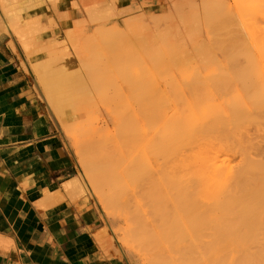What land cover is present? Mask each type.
<instances>
[{
  "label": "rangeland",
  "instance_id": "obj_1",
  "mask_svg": "<svg viewBox=\"0 0 264 264\" xmlns=\"http://www.w3.org/2000/svg\"><path fill=\"white\" fill-rule=\"evenodd\" d=\"M19 1L23 0H0L1 16L25 46L26 39L18 33V31L24 32L19 22L30 15L31 10H28V4H21ZM106 1L81 0L80 6L74 3V6H79L83 10L82 18L75 22L72 29L64 33L62 43L43 46L48 52V59L42 63L43 71L49 70L48 74L52 73V77L54 73L57 74L56 72L60 74L63 72L64 74H57V76L54 74V78L59 77L56 81L58 80L67 90L66 93H71L67 95L73 98L70 96L68 101L61 102L60 110H58L49 99L40 79L38 83L44 87L46 93L44 95L47 97L51 111L58 117L57 119L60 118V123L62 122L61 128L78 164L80 194L87 195L100 213L102 227L97 237L107 255L117 257L124 264H145L146 261L154 264L158 262L156 258L160 252L166 249L173 258H177L175 264H185L187 259L183 257V252L178 251L185 243L181 236H176V242H173L171 238L163 240L162 245L156 242L139 243L136 240V233L141 227L140 220L146 217L142 208L148 213L149 203L158 201L173 214L169 198L176 196L174 181L169 178L173 171L171 172V164L168 166L169 163H167L170 161L167 159L168 145L165 144L162 147L155 145L157 151L154 146V151L149 150L153 153H142L140 148V137L143 133L142 121H145L147 141L149 139L148 142L153 145L157 137L152 131L167 124L166 115L169 116L172 111L170 110L172 108L170 104L173 103L172 96L177 97L179 91L186 94L190 89L199 87L201 89V86L213 90V84L224 82L223 73H229L227 75L233 73L237 76L239 65V68L243 66L246 68L247 59L242 54V49L235 43V38L240 37L245 44L247 43L248 45H244L245 49L251 52L249 48L251 47V40L249 42L251 22L264 26V0H252L253 3L259 4L256 9L257 15L251 14V0H163L157 10L147 11L145 6H137L136 9L126 13L119 12L113 2ZM261 2L263 3L260 4ZM99 8L105 11L102 10V12ZM9 10L17 13L18 18L12 20ZM28 32L34 34V29H28ZM104 41L108 43H103ZM93 42L98 43L97 46H92ZM88 45L91 48L87 47ZM231 56L234 58L231 59ZM33 68L36 71L34 66ZM217 71L218 74L220 73L219 76ZM221 72L222 76H220ZM77 74L79 77H76ZM208 74L216 83L211 85L214 80L206 78ZM210 74L217 75L218 77H215L219 78V81L222 78L223 80L217 82L214 75ZM77 78H79L78 84H75ZM230 80L231 78L227 81L231 87L229 88L232 89L238 81L235 80L233 85ZM225 84L228 86L227 82ZM225 84L222 85L226 87ZM213 91H216V85ZM181 103L180 101L174 104ZM143 109L150 115L144 113L148 120L144 119V114L141 115ZM150 117L154 118L150 119ZM164 119L167 121L164 122ZM152 123L154 127L158 125V128H154ZM248 127H250L248 134L253 133L254 136L249 137H252L254 141L257 140L255 144L251 140L254 146L256 145L253 149L262 146L263 149L257 148L260 153L254 150L255 153L261 154L264 150V144L262 145L264 134L261 135L262 131H256L255 126L253 130L255 133L251 132L252 126L248 125ZM259 130H262L261 126ZM259 135L263 137L262 141L259 140L261 138ZM153 138H156L155 141ZM259 141L262 142H260L261 145L257 143ZM151 145H149L150 148ZM138 152L146 161L141 162L147 163L145 171L136 166ZM156 152L159 154L157 155ZM145 157L149 159L146 160ZM159 158L160 160H156ZM129 160L130 164L127 165ZM161 161H163L162 165ZM164 167L166 168L163 169ZM124 171L128 174L125 175ZM256 252L258 256L255 255ZM262 253L264 250H261V253L260 250L252 251L251 256H256V259L252 257L250 264L262 262L264 264ZM259 254L263 256H260L262 259L259 258ZM231 262L229 264H237L236 261ZM240 262L238 264L244 263Z\"/></svg>",
  "mask_w": 264,
  "mask_h": 264
},
{
  "label": "bare ground",
  "instance_id": "obj_2",
  "mask_svg": "<svg viewBox=\"0 0 264 264\" xmlns=\"http://www.w3.org/2000/svg\"><path fill=\"white\" fill-rule=\"evenodd\" d=\"M262 3L263 2L260 4ZM258 5L251 0L252 15H257L256 9L259 7ZM99 9H101V11L103 10L102 8ZM11 11L13 10L8 11L11 19H17V13ZM96 28H98V26H96ZM250 32L251 38H249V42L251 40V47L249 48L251 49V52H249V49V51L245 49L244 45L247 43L245 44L240 37L237 39L234 37L236 40L235 43L242 49L243 53H241L247 59L248 66L246 68L245 66L239 68V64H241L239 63L237 76H235V74L233 75V73H231L232 75H227L229 73H223L224 82L226 80L228 85L229 82L227 80L231 78L230 83L232 82L233 85L235 80L238 81L236 84L237 87L234 85V88L230 89V84L226 86V82H221V84L219 83L221 86L218 83L215 84L216 91L214 92L215 85L213 83L215 80L213 79V81L212 77H209L208 74V77L206 78H210L213 81H208L211 82V85L213 84V90H209L208 85V87L204 85L208 88L205 89L201 84V89H199L200 87L198 89H190L186 94L180 93L182 91H179L177 97L179 99L181 98L180 101L182 103L179 105L174 104H178L180 101L179 99L177 100V97L172 96V99L174 101L177 100L178 102L171 100L173 102L170 104V106L172 105V108L169 107V109L171 108L170 110H172L171 112L169 111L171 114L169 113V116L166 115L167 113L163 114L166 115V118L168 117V121L164 119V122L167 121L166 125L165 123L163 124L165 125L163 126L164 128L162 125V129L161 127L158 128V125H156L155 127L158 129H154L155 127L152 123V126L154 127V131H152L154 132L153 135H156L157 137V139L155 138L156 141L153 138L155 141H153V145L148 142L149 139L147 141V136H145L147 133L145 121H142L143 126L140 125L143 130V133H141L142 136L140 137V148L142 153H149L151 150L154 151L153 149L155 145L162 147L165 146V144L168 145V148H165L169 150L170 153L172 152V154H169V152L165 150L168 152L167 155H169V157L166 158L168 161L170 160L167 162L169 163L168 166L171 164L170 167L172 170H170L171 172L173 171V173H171L172 175L170 174L171 176L168 177L174 181L176 196L169 198L171 200L170 203L173 209V214L170 213V210L167 209L165 205L158 201L149 203L148 213L142 208L146 217L140 220L141 227H139L136 233V240L139 243L156 242L157 244L162 245L163 240L171 238L173 242H176V236H181L184 238L185 243L178 251L183 252V257L187 259L185 264H210L212 261L215 264H217V262L218 264H223L224 262L227 263V261H236L237 263L238 260L241 262L243 261L244 263L242 264H245V262L246 264H250L253 257L251 256V252L260 250L261 253V250H264V150L263 152L261 151V155L258 150L260 147L263 149L262 146L256 147L255 149L257 150L258 148L257 152L259 153H255L256 151H254L255 149L253 148L256 146H254V144L257 140L254 141V139H251L252 137H249L250 135L253 136V133L248 134V130H250L248 125L252 126L251 132L256 129V131L263 132H261V135L264 134V26L253 21L251 22ZM18 33L21 37H24L25 39L27 38L25 32L18 31ZM242 34L243 33H241V35ZM24 42L25 47H27L28 43L33 41L29 42V40L26 39ZM89 42H91V40H89ZM105 42L108 43L107 41H104L103 43ZM94 43L96 42H93V44ZM97 44L90 45L97 46ZM87 47L91 48L89 45ZM231 57V59L234 58L233 56ZM235 61L237 63L236 55ZM225 64L224 66H226ZM222 65L223 64H221V66ZM33 66L36 68L40 82L45 87L49 99L55 104L56 108L60 110L59 105H61V102L69 100L68 98L71 95L68 96L67 94L70 92L66 93L67 90L63 88L64 86L61 85L58 80L56 81L59 77L55 79V73L52 77V73L50 75L48 74L49 70H47V72L43 71V64L38 61H33ZM222 68L223 67H221V69ZM223 72H225V70ZM56 73L58 75L60 74V72ZM216 73L218 74V71ZM57 74H55V76H57ZM61 74L64 73L62 72ZM78 74L79 76H82V74ZM215 74H213L214 77L217 76ZM224 74L229 78H226ZM196 76L198 77L199 75ZM220 76H222V72ZM50 78H52V80ZM223 78L220 79V81H222ZM78 79L79 78L76 79L77 82L75 84H78ZM218 79L219 78H216L217 82L219 81ZM62 82L64 81L62 80ZM222 84H225L226 87ZM74 85H71V87H74ZM227 87L228 89H226ZM69 89L71 90L73 88ZM143 91V94L145 95V90ZM72 100L73 99H71V101ZM148 108L150 107L148 106ZM141 112V115L147 113L144 109L141 110ZM145 115L146 114H144V119L147 117H145ZM147 115L150 116L149 113H147ZM154 117L157 119L159 118V116ZM154 117H150V119ZM146 119L148 120V118ZM260 126L262 130H259ZM253 132L255 133V131ZM256 134L258 135V133ZM260 137V139H257L262 141L264 136ZM251 140L254 141V144ZM261 141L257 143H260ZM263 144L264 143H262V145ZM149 145H151V148ZM155 151H157L156 146ZM158 154L159 152L157 155ZM138 156L139 158L136 160V166L140 167V170L145 171L144 168L147 163L144 164L141 162L144 160L141 154ZM261 156H263V159H260ZM147 159L149 158H146V160ZM156 160H160V158ZM162 162L163 161L160 162L161 165ZM167 163L165 162V164ZM126 164H130V160ZM153 167L156 168L155 166ZM165 168L166 167L163 169ZM123 173H125V175L128 174L127 171H124ZM255 255L258 256V253L256 252ZM172 256L173 255H170L165 249L164 252H160L159 256L156 258V261L158 262H154V264H175L177 258H173ZM260 256L263 257L264 255L262 256L259 254V258L262 259ZM263 260L264 259H262V261ZM144 261L143 263H145ZM253 261L255 262L254 259ZM213 262L211 264H214ZM145 264L149 263L146 261ZM260 264H263V262Z\"/></svg>",
  "mask_w": 264,
  "mask_h": 264
},
{
  "label": "crops",
  "instance_id": "obj_3",
  "mask_svg": "<svg viewBox=\"0 0 264 264\" xmlns=\"http://www.w3.org/2000/svg\"><path fill=\"white\" fill-rule=\"evenodd\" d=\"M79 1H19L31 10L19 22L28 48L0 7V264H124L99 244L100 213L80 194L78 164L32 66L82 18ZM107 1L126 13L163 0Z\"/></svg>",
  "mask_w": 264,
  "mask_h": 264
},
{
  "label": "snow or ice",
  "instance_id": "obj_4",
  "mask_svg": "<svg viewBox=\"0 0 264 264\" xmlns=\"http://www.w3.org/2000/svg\"><path fill=\"white\" fill-rule=\"evenodd\" d=\"M125 2H126V0H125Z\"/></svg>",
  "mask_w": 264,
  "mask_h": 264
}]
</instances>
